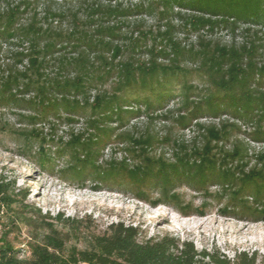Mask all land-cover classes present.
Returning <instances> with one entry per match:
<instances>
[{"label":"trees","instance_id":"obj_1","mask_svg":"<svg viewBox=\"0 0 264 264\" xmlns=\"http://www.w3.org/2000/svg\"><path fill=\"white\" fill-rule=\"evenodd\" d=\"M39 1L0 0L6 3V9H0V102L22 106L29 114L19 116L32 124L54 120L48 123L52 138H41L37 155L41 165L52 160L44 150L51 144L58 157L68 159L61 172L77 182V188L105 189L119 180L132 186L133 195L141 200H149L145 196L152 187L160 190L158 200H170L175 182L205 194L209 184H220L228 189L222 215L254 214L256 221L264 219V152L256 156L260 169L246 171L248 150L235 136L246 126L251 128L250 138L264 142V91L258 89L264 82V53H260L264 0H104L106 4L76 0L80 2L75 11H53L56 3L50 1L41 19L35 11ZM30 9L32 16L21 23ZM145 15L155 16L163 31L144 30L143 19L130 22ZM67 18L68 30L49 24L56 20L61 26ZM174 21L188 33L205 29L211 34L222 28L235 35L242 28L241 33L250 36L241 45L199 36L197 47H187L175 38ZM128 27L136 28L138 36L134 38L132 31L127 36L123 29ZM147 39L152 42L149 46ZM120 40L122 44L116 43ZM140 50L146 60L136 57ZM50 67L54 71L47 73ZM193 72L206 85L203 90L189 83ZM171 100H177L178 107L160 113ZM143 113L149 121L171 119L181 129L194 126L196 136L188 144L150 130L137 139L133 131L119 132L129 119ZM81 114L85 118L79 131L70 128L66 139L53 138L59 123L71 126ZM223 115L233 121L198 122ZM233 134L235 140L227 148ZM112 138L130 156L100 165L101 151ZM159 144L171 146L170 157L149 154ZM89 177L97 183L87 185ZM249 197L263 209H253ZM25 200L22 192L13 191L12 183L0 178V264H256L254 255L240 253L231 261L217 252L198 253L192 243L167 236L142 242L137 228L122 223L99 233L89 227L82 231L83 220L61 221L58 216L62 225L70 222L67 238L52 223H43L46 217L40 211H18L19 205L29 208L23 205ZM195 212L204 215L202 210ZM3 216L9 228L22 224L37 232L34 225L45 226L40 237L32 236L25 244L27 257L19 258L9 241L13 229L5 230ZM71 238H81L84 247H67Z\"/></svg>","mask_w":264,"mask_h":264},{"label":"rangeland","instance_id":"obj_2","mask_svg":"<svg viewBox=\"0 0 264 264\" xmlns=\"http://www.w3.org/2000/svg\"><path fill=\"white\" fill-rule=\"evenodd\" d=\"M17 1L8 0L9 3ZM50 1L56 3L51 6L53 11H64V9L75 11L80 2L76 0H66V2L60 0H40L35 10L38 13L37 18L41 19L43 17L45 11L48 9L47 7L50 5ZM101 3L106 4V1L101 0ZM0 9H6L5 2L0 4ZM32 11L30 9L20 19V22L25 23L28 21L29 17L32 16ZM83 15L80 14V17ZM139 19L144 20V30L150 29L153 33L158 29L163 31V26L157 23L155 16L145 15L130 19V22ZM49 24H52V28L54 29L61 27L64 31L70 29L71 26L69 18L63 20L61 26L56 20L50 21ZM173 24L177 27L175 38L187 47L189 45L197 47L199 36L205 37L206 40L226 45L232 42L236 45H241L250 36L242 34V28L235 35H232L228 29L222 28L215 29L211 34L205 29L188 33L180 27V21H174ZM123 31L127 36L131 31L134 33V38L138 36L136 28L128 27L124 28ZM260 39V53L263 54L264 36H260ZM121 42L120 40L116 43L122 44ZM145 43L146 46H149L152 42L150 39H147ZM141 52L140 50L136 57L146 60V54ZM126 57L121 58L125 59ZM184 65L188 67L192 66L190 63H185ZM53 71V67L47 69V73H52ZM188 81L199 89L203 90L206 87L196 72H193L188 77ZM107 87L108 84L106 85ZM176 89L178 90H176L177 92L180 91L179 86ZM258 89L264 91V82ZM93 94L94 92L91 95ZM178 105L179 102L177 100H171L160 113H165L169 109L178 107ZM132 107L136 108L137 106L136 104H132ZM21 108L22 106L20 105L3 104L0 102V178L12 183L15 193L22 192L26 196L23 205L29 208L26 210L19 205L18 211H40L41 215L46 217L43 223H52L55 229L59 230L67 238H70L68 235L70 222H66V226H64L57 220L58 216L61 221L67 219L70 221L74 219L83 220L86 223L82 224V231L86 227H89L91 231L99 233L113 223H122L125 226L137 228L140 232L139 240L142 242L167 236L179 240L180 243H192L198 253L217 252L231 261L240 253H245L248 256L254 255L256 264H264V219L256 221L255 219L258 216L254 214L247 215L245 218L222 215L220 210L228 205V189L226 187L223 188L220 184H209L205 194L202 191L199 192L189 188L185 183L175 182L169 189L170 194H174L170 200H158L160 198V190L153 187L147 190L145 196L149 200H141L133 195L134 188L132 186L127 182L119 180L116 183L110 182L106 184L105 189L94 190L93 187L79 189L76 187L77 182L73 184V180L69 176H63L61 171L67 167L68 159L66 157H58L55 153V146L51 144L44 145V150L48 156L52 157V160L47 165H41L37 156L39 146L42 143L41 138L45 136L47 140L52 138L49 137L51 133L48 123L54 122V120L50 118L47 122L42 121L41 123L32 124L25 119H21L19 115L29 114V112H24ZM84 118V115H79L76 118L78 122L71 126L59 123L58 129L54 133L55 135H52L53 138L62 136L66 139V132L70 128L74 129L75 132L79 131L83 127ZM226 119L233 121L230 116L223 115L220 118H201L198 122L217 124L220 120ZM128 124L126 128L119 132L133 131L132 136L134 138H140L139 135H143L144 131L150 130L159 137L170 134L175 139L189 144L196 136L194 126L181 129L174 125L171 119L167 121L161 119L149 121L144 113L138 118L129 119ZM241 129L244 131V134H236L235 136L248 150L249 161L246 171L253 167L260 169L261 165L258 163L256 156L264 152V142H256L248 136L251 128L248 129L246 126H242ZM235 136L234 134L232 135V139L226 145L227 148L231 147V142L235 140ZM25 144L26 146L29 145L31 149L24 146ZM122 148L124 146L117 144L116 139L112 138L102 149L98 164H107L113 159L117 161H121L123 158L128 159L130 155L124 152ZM149 154H165V157L168 158L171 155V146L156 145ZM96 183L97 179L93 177L87 178V185H94ZM120 190L127 191V194L120 192ZM248 201L250 203L252 201V204L249 205L253 209L255 208L258 211L263 209L262 205L258 202L254 203L252 198L249 197ZM199 210L204 212L203 216L195 212ZM260 216L262 217V215ZM6 219L3 216V221L7 225L5 230L11 231L10 229H13V232L9 233V241L18 249L19 258L27 257L28 251L25 244L31 240L32 236H39V234L41 236L45 231V226L34 225L38 229L37 232L35 229L32 230L33 228L22 224H19L18 228L14 229L11 226L10 228L8 227ZM66 246H76L78 249H82L84 243L81 238H71L67 241Z\"/></svg>","mask_w":264,"mask_h":264}]
</instances>
